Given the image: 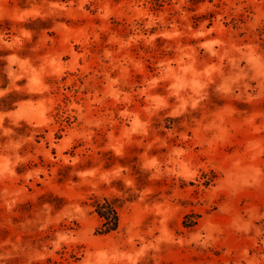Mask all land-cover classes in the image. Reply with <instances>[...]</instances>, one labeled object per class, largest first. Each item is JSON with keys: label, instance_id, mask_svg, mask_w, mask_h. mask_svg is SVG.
Segmentation results:
<instances>
[{"label": "rangeland", "instance_id": "1", "mask_svg": "<svg viewBox=\"0 0 264 264\" xmlns=\"http://www.w3.org/2000/svg\"><path fill=\"white\" fill-rule=\"evenodd\" d=\"M0 264H264V0H0Z\"/></svg>", "mask_w": 264, "mask_h": 264}, {"label": "trees", "instance_id": "2", "mask_svg": "<svg viewBox=\"0 0 264 264\" xmlns=\"http://www.w3.org/2000/svg\"><path fill=\"white\" fill-rule=\"evenodd\" d=\"M89 204L93 206V211L99 217L97 231L101 234H107L116 230L120 224V199L118 197H110L107 195L90 197ZM197 223L196 219H186V226H192Z\"/></svg>", "mask_w": 264, "mask_h": 264}]
</instances>
